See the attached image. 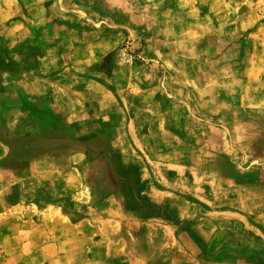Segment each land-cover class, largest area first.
<instances>
[{"label":"rangeland","instance_id":"1","mask_svg":"<svg viewBox=\"0 0 264 264\" xmlns=\"http://www.w3.org/2000/svg\"><path fill=\"white\" fill-rule=\"evenodd\" d=\"M64 2L0 0V138L12 153L6 166L19 170L49 156L66 168L78 150L77 180L64 178L59 202L67 219L104 223L133 254L153 249L154 264H264L251 253L264 240V52L145 48L147 37L132 31L94 65L72 69L59 55L66 64L39 73L59 26L77 35L96 29L101 37L125 31L116 13L104 12V0ZM55 78L62 94L79 79L109 92L87 100L84 131L73 138L66 131L72 111L48 106L52 87L40 91V79ZM128 123H135L133 141ZM162 175L174 179L164 199L151 195ZM22 184L6 189L10 201ZM157 221L175 230L178 242L169 249ZM217 233L222 245L206 251Z\"/></svg>","mask_w":264,"mask_h":264},{"label":"crops","instance_id":"2","mask_svg":"<svg viewBox=\"0 0 264 264\" xmlns=\"http://www.w3.org/2000/svg\"><path fill=\"white\" fill-rule=\"evenodd\" d=\"M58 3L51 4L57 6ZM103 4L106 14L116 13L118 19L125 22L122 25L125 31L101 37L96 29L77 35L59 26L45 56L39 59V73H50L66 63L72 69L94 65L120 48L127 33L132 31L147 37L149 44L145 48H252L253 53L264 52V0H104ZM129 44L130 48L136 47L133 42ZM59 55L62 59L65 56L66 63L61 64ZM55 80L40 79V91L44 93V88L52 87L47 91L48 106H65L72 111L68 128L73 138L74 134L84 131L87 100L94 97L100 101L109 92L94 81L79 79L73 82L70 92L62 94L57 92L60 79ZM134 127L135 123L132 127L128 123L126 128L132 141ZM11 154V146L0 138V264H154L147 253L149 250L153 253V249L133 254L129 243L113 237L104 223L96 224L93 219L71 221L64 216L59 204L66 194L67 179L64 178L72 176L77 180L74 171L77 172L80 161L78 150L68 156L66 168L59 159L46 156L29 159L21 169L15 170L6 166ZM8 177L23 182L12 201L6 189L17 182L7 184ZM157 183L161 189L151 195L169 197L167 191L174 179L162 175ZM157 222L169 249L178 242L175 230L163 221ZM129 225L136 229L132 228V223ZM221 245L217 233L206 251ZM251 253L264 257V240Z\"/></svg>","mask_w":264,"mask_h":264},{"label":"trees","instance_id":"3","mask_svg":"<svg viewBox=\"0 0 264 264\" xmlns=\"http://www.w3.org/2000/svg\"><path fill=\"white\" fill-rule=\"evenodd\" d=\"M66 131H67V133H69L70 135H71V133H70V131H69V128L67 127L66 128ZM74 137V136H73Z\"/></svg>","mask_w":264,"mask_h":264}]
</instances>
